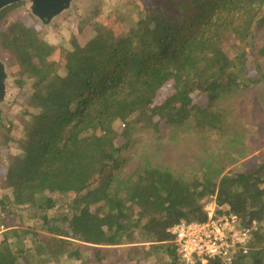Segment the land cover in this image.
<instances>
[{
    "label": "trees",
    "instance_id": "16d2710c",
    "mask_svg": "<svg viewBox=\"0 0 264 264\" xmlns=\"http://www.w3.org/2000/svg\"><path fill=\"white\" fill-rule=\"evenodd\" d=\"M167 2V8L144 9L118 33L95 20L84 45L72 40L70 51L48 44L37 24L0 27V59L18 76L17 88L31 81L27 106L33 111L23 138L10 134L11 124L0 126L1 145L13 142L21 150L10 156L1 183L12 195L0 203L2 209L30 210L32 226L10 230L0 244V264H19L23 252L12 240L26 237L40 264H63V257L119 264L151 256L179 264L168 230L181 221L206 220L204 206L212 197L244 225H264V164L217 182L221 169L186 177L144 167L118 176L122 147L139 129L158 133L162 125L192 121L197 134H218L230 116L213 105L264 77L259 64L258 78L250 77L243 51L235 50L233 59L225 50L251 37L264 17V0ZM16 7L0 12V24ZM195 92L205 96L207 108L193 113ZM262 258L264 230L255 231L249 253L229 264H264Z\"/></svg>",
    "mask_w": 264,
    "mask_h": 264
},
{
    "label": "rangeland",
    "instance_id": "374dc122",
    "mask_svg": "<svg viewBox=\"0 0 264 264\" xmlns=\"http://www.w3.org/2000/svg\"><path fill=\"white\" fill-rule=\"evenodd\" d=\"M167 3V0H76L68 11L44 26L30 14L28 4L21 2L16 4L17 7L10 13L8 12L7 24H0V27L2 30H7L13 21H21L26 25L37 24L38 30L48 44L70 51L72 40L84 45L90 26L95 20L102 19L105 26L113 27L118 33L123 27L129 26V23L135 22L144 9L154 7L156 4L165 5L167 8ZM261 19L262 21L254 26L251 37L245 43L235 48L232 41L225 46L227 54L233 59L237 56L235 50L245 53L246 71L252 79H257L259 76L255 70L257 64L261 65L262 73H264V52H262L264 50V17L262 16ZM120 20L125 21L124 25H117ZM235 61L236 64H240L239 60ZM7 71L9 74L7 95L0 104V126L8 127L11 124L10 134L20 139L24 135V123L30 119L28 113L33 112L27 106L32 94L31 81L26 80L19 89L14 85V80L18 79V76H12L8 66ZM261 79L262 81L254 87L240 90L213 105L214 108L222 106L225 113L230 116L229 121L225 122L218 134L201 136L194 128L192 129L193 123L189 121V124L182 127L171 124L162 125L158 133L139 129L126 145L120 141L119 145L125 146L122 147L121 156L124 162L118 171V176L126 178L144 167L167 169L174 175L186 177L209 168V173L221 169L219 177L214 180L217 182L223 176L248 173L264 164V77ZM191 99V112L207 108L203 94L195 92ZM20 152L21 150L17 149V143L11 142L5 147L0 141V201L5 199V196L12 195V190L2 189L1 183L5 169L11 162L10 156H16ZM6 205L9 206V203L5 202ZM2 206L0 203V226H4L7 230L4 233L5 239L11 229L29 230L32 227L31 221L28 220L30 210L25 212L13 208L12 205L9 209H2ZM260 225L256 224V232H263L264 225L263 223ZM35 230L41 232L38 229ZM12 242H15V249L23 252L19 258V264H40L35 257L31 239L26 237L19 242L15 240ZM145 248L149 250V245L145 244ZM151 257L140 261H137L138 257H136L131 262L118 263L164 264L159 257L158 261L151 260ZM61 260L63 264H81L75 259L67 260L63 257ZM93 261L94 259L90 258L85 264H96ZM48 264H54V262ZM107 264L110 263L107 262ZM179 264L183 263L179 261Z\"/></svg>",
    "mask_w": 264,
    "mask_h": 264
},
{
    "label": "built area",
    "instance_id": "2783aa9c",
    "mask_svg": "<svg viewBox=\"0 0 264 264\" xmlns=\"http://www.w3.org/2000/svg\"><path fill=\"white\" fill-rule=\"evenodd\" d=\"M204 211L206 220L181 221L168 230L181 263L206 264L217 259L221 264H229L236 255L252 250L255 223L244 225L229 207L218 206L214 197L205 204ZM6 231L0 226V244L5 241Z\"/></svg>",
    "mask_w": 264,
    "mask_h": 264
},
{
    "label": "water",
    "instance_id": "95a60500",
    "mask_svg": "<svg viewBox=\"0 0 264 264\" xmlns=\"http://www.w3.org/2000/svg\"><path fill=\"white\" fill-rule=\"evenodd\" d=\"M76 0H0V12L4 9L26 2L30 14L44 26L49 25L54 19L68 11ZM9 74L7 64L0 59V104L7 95V82Z\"/></svg>",
    "mask_w": 264,
    "mask_h": 264
}]
</instances>
